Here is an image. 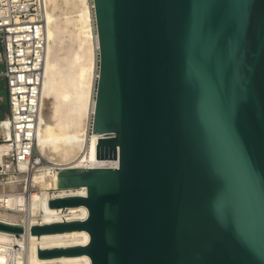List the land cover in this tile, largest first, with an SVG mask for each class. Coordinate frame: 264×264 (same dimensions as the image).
Instances as JSON below:
<instances>
[{
	"label": "water",
	"instance_id": "1",
	"mask_svg": "<svg viewBox=\"0 0 264 264\" xmlns=\"http://www.w3.org/2000/svg\"><path fill=\"white\" fill-rule=\"evenodd\" d=\"M98 78L90 157L49 199L85 205L91 264H264V0H93ZM0 229L23 227L0 222Z\"/></svg>",
	"mask_w": 264,
	"mask_h": 264
},
{
	"label": "bare ground",
	"instance_id": "2",
	"mask_svg": "<svg viewBox=\"0 0 264 264\" xmlns=\"http://www.w3.org/2000/svg\"><path fill=\"white\" fill-rule=\"evenodd\" d=\"M63 1L68 0H45L46 2V28L47 39L46 54L44 61V76L41 85V108L37 119L36 140L37 150L47 162L43 165L29 166V175L16 174L10 178L15 181L9 185L7 181L0 179V219L4 223L20 225V232L0 229V264H91V257L87 253L77 255H57L52 257H39V248H53L56 246L84 245L90 240V234L86 229H73L51 233L33 234L32 224H43L61 220H84L88 216V208L85 205L70 207H51L49 199L56 194H87L86 186L59 188L58 173L52 171L54 165L62 167H92L98 163H118L117 160H95L90 157L91 143L100 134L93 131V136L88 137L90 132L92 115L95 108V87L98 78V50L99 40L95 30L94 2L93 0H70L72 4L77 3L79 9L72 14L71 20L74 30L81 44H85L92 54V61H82L79 69V80L81 86L92 91L88 113V123L82 134L62 132L57 124L60 122L58 111L62 103L74 100L73 93L62 90V97L52 99L44 96L46 82L48 81V69L52 64L50 56L53 54L51 39H55L54 12ZM68 4V3H67ZM57 12V11H56ZM57 14V13H56ZM70 14V13H68ZM67 15V14H65ZM59 16V15H58ZM61 16V15H60ZM58 20V19H57ZM58 23V22H57ZM57 28V27H56ZM56 42V39H55ZM55 51V50H54ZM76 59L77 56L75 57ZM79 63V61H77ZM61 93V92H60ZM76 96V95H75ZM64 100H67L64 102ZM75 101V100H74ZM73 104V103H72ZM68 105V103H67ZM64 108V105H63ZM63 112V111H62ZM5 133L10 134L9 120L1 123ZM82 136V137H81ZM9 143L0 142V161L8 160ZM38 152V153H39ZM26 166L20 165L21 169ZM26 179V180H25ZM21 181V188L18 182ZM29 186V193L23 191V186ZM14 188V189H13ZM13 189L9 194L3 196L2 191Z\"/></svg>",
	"mask_w": 264,
	"mask_h": 264
},
{
	"label": "built area",
	"instance_id": "3",
	"mask_svg": "<svg viewBox=\"0 0 264 264\" xmlns=\"http://www.w3.org/2000/svg\"><path fill=\"white\" fill-rule=\"evenodd\" d=\"M45 15V0H0V61L4 65L0 74L6 80L9 104L6 118L10 123L7 135L0 118V142L10 144L8 160L0 161V179L12 186L15 183L10 178L12 175L25 174L27 179L29 166L47 162L35 145L47 45ZM22 164L26 166L24 169L20 168ZM63 168L54 165L52 171L58 173ZM18 185L21 188V181ZM31 188L24 185L23 191L29 193ZM13 189L2 191L3 196L15 191ZM66 195L71 194H56L51 198Z\"/></svg>",
	"mask_w": 264,
	"mask_h": 264
},
{
	"label": "rangeland",
	"instance_id": "4",
	"mask_svg": "<svg viewBox=\"0 0 264 264\" xmlns=\"http://www.w3.org/2000/svg\"><path fill=\"white\" fill-rule=\"evenodd\" d=\"M63 2L64 3H61L60 7L57 8V12H54L56 42L54 38L51 39V43L54 46L53 54L50 56L53 60V65L48 69V81L46 82L44 96H48L52 99H59L60 97L63 99L62 90L73 93L75 101L72 100V102L69 103V101L64 100V102H67L62 103L57 112L60 117V122L57 126L64 133L69 134L72 132L73 134H82L89 120L88 113L93 93L89 89H85L81 86L78 67L82 61L90 63V61H92V54L88 51L89 48L86 47L85 44L80 43L72 24L71 16L79 9V5L77 6V3L72 4L70 0ZM1 51L2 47L0 43V53ZM76 56L78 59L75 58ZM77 61H79V63ZM3 68L4 65L0 61V72ZM8 114L9 104L6 80L0 74V118H2V121L8 119L4 118L7 117ZM92 136L93 131L90 130V132H88V137L92 138ZM37 151L39 152V150Z\"/></svg>",
	"mask_w": 264,
	"mask_h": 264
},
{
	"label": "crops",
	"instance_id": "5",
	"mask_svg": "<svg viewBox=\"0 0 264 264\" xmlns=\"http://www.w3.org/2000/svg\"><path fill=\"white\" fill-rule=\"evenodd\" d=\"M4 118H6V117H4ZM2 119V118H1Z\"/></svg>",
	"mask_w": 264,
	"mask_h": 264
}]
</instances>
